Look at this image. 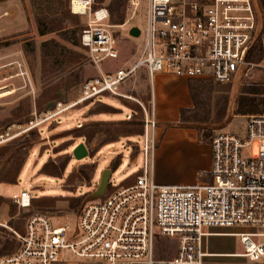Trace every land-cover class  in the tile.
Returning <instances> with one entry per match:
<instances>
[{
	"label": "built area",
	"instance_id": "1",
	"mask_svg": "<svg viewBox=\"0 0 264 264\" xmlns=\"http://www.w3.org/2000/svg\"><path fill=\"white\" fill-rule=\"evenodd\" d=\"M142 1L130 0V17L114 25L98 0H70L72 14L87 16L81 45L94 67L119 59L120 34ZM147 7L144 48L132 65L87 79L76 101L57 103L26 129L10 127L0 133V145L18 137L16 130H33L103 95L123 97L121 84L142 68L151 82L165 73L228 84L255 67L248 56L264 28L258 0H147ZM145 113L144 166L135 182L86 203L76 214L30 216L23 233L13 231L18 251L1 257L0 264H206L216 255L203 245L204 237L214 235L208 230H264V115L248 116L243 135L222 133L212 139L210 181L166 186L154 179L157 123L153 111ZM33 198L24 190L13 202L29 209ZM237 235L244 246L238 256L264 264V231ZM160 238L177 242L166 259L156 247Z\"/></svg>",
	"mask_w": 264,
	"mask_h": 264
},
{
	"label": "rangeland",
	"instance_id": "2",
	"mask_svg": "<svg viewBox=\"0 0 264 264\" xmlns=\"http://www.w3.org/2000/svg\"><path fill=\"white\" fill-rule=\"evenodd\" d=\"M4 1L6 0H0V4ZM98 1L107 8L112 3V0ZM129 1L122 0L121 7L116 12L110 13L111 24L122 25L128 20L131 14ZM11 2L10 15L0 20V133L14 125H21L26 129L35 116L53 109L57 103L76 101L80 96L82 84L96 73L81 45V31L87 16L72 14L69 8L70 0H11ZM258 5L264 17L260 0ZM65 15L68 19L63 21ZM147 15V0H143L135 18L124 29L137 26L144 36L148 28ZM57 26L63 28H58L54 32L50 30ZM39 27L47 30L46 34L41 35ZM128 41L132 39L124 38L119 41L120 58L106 60L101 65L103 70L117 69L122 61L126 62L136 55L138 49L142 53L144 44H141V39L139 45L130 44ZM260 41L264 46V28L257 42ZM252 63L255 67H250L247 77L240 76L222 86L230 89L232 109L245 87H264V55H257ZM142 70L144 68L140 69ZM127 82L121 84L120 89ZM212 89V96L220 97L223 93L226 94V92L222 93L220 86H213ZM97 101L123 108L122 100L112 95H103ZM98 102L90 101L78 105L57 120L33 130L23 133V130H16L15 132L19 133L18 137L4 141L0 145V186L9 185L5 193L0 192V197L5 199L3 202L0 201V219H6L0 221V258L6 256L2 253L9 242L13 243L14 252L7 255L18 251L20 244L13 231L23 233L30 216L45 214L57 217L79 212L98 188L104 171L110 169L113 172L106 194L110 187L119 188L125 186L127 181L134 182L136 176L142 172L145 135L124 137L98 149L106 140H103L104 137L86 143L84 139L74 138L72 132L69 133L79 126L80 121L76 124V120L83 119L91 110L99 109ZM85 107L82 112H74ZM71 113L73 114L70 115ZM252 115L264 114L244 116L247 118ZM68 116H72L67 120L70 123L61 126ZM127 118V116L122 117L124 120ZM246 123L247 119L233 118L223 133L243 135ZM101 130L113 136L130 132L125 127ZM81 143L86 145L89 157L78 161L74 158L73 151ZM97 149L98 152L92 156ZM258 149L259 145L255 144L252 148L254 155H257ZM13 157H16L19 164L16 168L20 171L19 175L15 172L16 164L10 162ZM92 163L97 164V171L91 182L78 180L83 165ZM113 163L117 164L114 171V167H111ZM24 190L30 191L34 197L29 209H20L13 202L14 198L19 197ZM73 198L80 203L78 208L70 207ZM208 231L222 234L204 237V248L216 254L206 258V264H254L236 255L244 252V246L237 234L264 230L239 227ZM254 240L262 241L256 238ZM176 244L177 242L173 240L160 238L156 247L160 256L166 259L168 255L175 253Z\"/></svg>",
	"mask_w": 264,
	"mask_h": 264
},
{
	"label": "crops",
	"instance_id": "3",
	"mask_svg": "<svg viewBox=\"0 0 264 264\" xmlns=\"http://www.w3.org/2000/svg\"><path fill=\"white\" fill-rule=\"evenodd\" d=\"M10 2L11 0H6L0 4V20L10 15L9 10L12 8V2ZM132 27L128 28L127 30H122V33L124 34L121 33L119 41L124 40V38H130L132 41H128V43L139 45L141 39V44H144L143 33L141 34L140 38H133L129 35L130 29ZM140 54V50L138 49L136 55L126 62L122 61L121 66H119L117 69L103 70L101 67L99 69L94 67L96 73L93 77L99 75L101 72L114 73L116 70L122 67L132 65L134 59L140 56ZM139 71L122 87V89H120V93L123 95V97L117 98L122 100L124 109L96 101L100 104L98 108H100L101 105H106L113 108L115 111L95 112L98 109L91 110V112L83 119H78L75 121L76 124L80 121L79 126L75 127L81 128L84 126V124L86 125L89 123L119 124L125 121H130L136 115L137 107H141L146 123L145 111H147L148 114L153 111V115L157 123L155 134L158 140L154 159L155 181L160 185L166 186L194 185L200 182L210 181V173L213 161L211 141L216 135L222 134L226 127L216 130L212 139H210L208 142H203L201 141L200 133L196 128L168 126L178 124L181 121V113L183 110L194 109L195 103L190 89L192 80L165 73H159L155 76L154 81L151 82L148 72L145 68L144 70L140 72ZM236 108L237 102L233 109L231 107L229 109V114L232 111V114H230L232 115V119H246V116L244 115L235 114ZM84 109H86V107L81 110L76 109L74 112H82ZM75 116L77 115L75 114ZM123 116H127L128 118L124 120L122 119ZM70 118H72V116L66 117L65 121L61 123V126L69 124L70 122L67 120ZM133 183L134 182L127 181L125 186L132 185ZM4 186L5 187H3V185L0 186V192L5 193V191H7V187L9 185ZM5 220V218L0 219V221Z\"/></svg>",
	"mask_w": 264,
	"mask_h": 264
},
{
	"label": "trees",
	"instance_id": "4",
	"mask_svg": "<svg viewBox=\"0 0 264 264\" xmlns=\"http://www.w3.org/2000/svg\"><path fill=\"white\" fill-rule=\"evenodd\" d=\"M122 0H112L111 6L108 8L109 12H116L122 5ZM262 9L264 11V0H260ZM70 8V4H69ZM76 16V15H75ZM70 17V16H69ZM68 16H63V21L67 20ZM123 24V23H122ZM119 25V24H118ZM63 27H53L50 30L52 32ZM39 32L41 35L46 34L47 30L39 27ZM256 52V53H255ZM259 55H264V46L263 43L256 42L252 47L248 60L253 62L255 57ZM262 60V59H261ZM222 83L215 82L213 80H192L190 84V89L192 96L194 98L195 107L192 110H183L181 113V121L178 124L168 125L176 126L181 128H196L200 133V139L203 142H208L215 135V131L223 129L230 124L232 115L229 114L230 109V89L222 87ZM213 86H220L222 88V96H212ZM225 88V89H223ZM115 110L109 106L101 105V107L95 112H114ZM236 115H251V114H264V87L262 86H247L245 87L237 99V108ZM116 127H125L130 130L128 134H117L118 136H113L112 134H105L101 129L102 128H116ZM145 119L144 113L141 107L136 108V115L130 121H125L119 124H109V123H89L84 125L81 128L73 129L69 131L72 132L74 138H82L86 143H92L96 138H102L104 142L101 143L100 147L106 146L110 143H114L121 138L130 137V136H139L144 135ZM110 136L112 138H110ZM98 148V149H99ZM95 150L92 153V156L98 151ZM18 155V154H17ZM12 164H16V168L19 167V164L16 160V157L10 159ZM11 164V165H12ZM117 164L113 163L111 167L113 171ZM97 171V165L92 163L90 165H83L82 169L79 172V179L81 182H91L93 176ZM17 175L20 171L15 170ZM55 177H60V175H54ZM137 177V176H136ZM135 182V181H134ZM9 183V182H7ZM10 184H16L15 182H10ZM114 188L110 187L108 194L113 191ZM4 197H0V201L3 202ZM72 200V199H71ZM79 202L73 198L70 207L78 208ZM3 251L2 255H6L14 252V246L12 242H9ZM4 257V256H3Z\"/></svg>",
	"mask_w": 264,
	"mask_h": 264
},
{
	"label": "water",
	"instance_id": "5",
	"mask_svg": "<svg viewBox=\"0 0 264 264\" xmlns=\"http://www.w3.org/2000/svg\"><path fill=\"white\" fill-rule=\"evenodd\" d=\"M142 31L139 27L134 26L130 29L129 35L133 38H140ZM74 158L78 161H82L89 157V151L85 144L81 143L75 147L73 151ZM112 170L108 169L103 172L100 184L96 191L89 197L86 202H91L103 198L107 192L112 178Z\"/></svg>",
	"mask_w": 264,
	"mask_h": 264
}]
</instances>
